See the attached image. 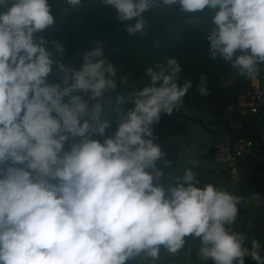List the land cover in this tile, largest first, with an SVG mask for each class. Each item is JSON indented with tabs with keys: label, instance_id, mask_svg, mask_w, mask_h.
<instances>
[{
	"label": "clouds",
	"instance_id": "clouds-1",
	"mask_svg": "<svg viewBox=\"0 0 264 264\" xmlns=\"http://www.w3.org/2000/svg\"><path fill=\"white\" fill-rule=\"evenodd\" d=\"M100 3L117 10L129 36L144 35L152 0ZM159 3L210 21L202 27L209 58L260 85L264 0ZM63 5L80 8L84 0ZM53 7L0 0V264H167L187 237L199 240V264H245L246 257L264 264L261 241L234 227L245 198L202 181L198 159L160 183L158 162H172L156 125L193 88L178 60L149 66L135 80L118 75L96 41L79 67L69 66L59 59L64 40L38 35L55 25ZM195 87L207 96L208 77L201 74ZM113 93L115 120L98 122Z\"/></svg>",
	"mask_w": 264,
	"mask_h": 264
},
{
	"label": "trees",
	"instance_id": "trees-1",
	"mask_svg": "<svg viewBox=\"0 0 264 264\" xmlns=\"http://www.w3.org/2000/svg\"><path fill=\"white\" fill-rule=\"evenodd\" d=\"M50 2L54 5L55 25L38 35H44L49 40H64L66 51L59 58L63 63L79 67L84 52L95 48L96 41H101L105 57L115 64L118 75H128L131 79L139 80L145 77L147 67H155L157 63L166 62L167 58L172 57L181 64V79L193 80V88L184 97L180 110L174 111L170 116L162 114L160 123L156 125V131L159 133L157 142L167 153V159L172 162L167 168L162 161L158 162V167L165 172L160 181L165 187L174 182V175L181 174L176 170H183L184 167V162L179 161L178 155L173 154L166 143L170 138L181 140L186 137L185 141L191 140L195 124L205 127L209 122L214 127L223 128L213 135L212 142L207 143L206 153L213 163L216 162L213 158V143L221 135L229 136L230 139L238 136L251 137L258 144L259 151L249 155L254 157L264 153V132L260 130L261 122L264 121L263 112L259 110L242 115L228 108L229 105L236 104L246 90L252 88L251 81L240 76L229 63L223 60L212 61L209 58L202 27L204 23L210 25V21L192 20V15L180 12L178 6L169 7L167 10L161 8L159 0H152V10L145 13L147 24L144 35L137 33L135 36H129L123 30V22L117 19V10L112 6H103L100 0H84V6L80 8L63 5V0ZM201 74L208 77L207 96L201 95L195 87ZM56 79L54 66L49 82L54 83ZM259 80L264 88V71H261ZM121 91L117 89V92ZM129 92L130 90H127L123 94L127 97ZM114 98L113 93L109 103L102 102L98 122L104 119L115 120L117 114L112 107ZM114 130L113 123L107 133L111 135ZM95 138L103 139L98 136ZM195 171L203 181L201 168L198 167ZM261 183L259 180L260 189ZM167 264H174L173 258Z\"/></svg>",
	"mask_w": 264,
	"mask_h": 264
},
{
	"label": "crops",
	"instance_id": "crops-1",
	"mask_svg": "<svg viewBox=\"0 0 264 264\" xmlns=\"http://www.w3.org/2000/svg\"><path fill=\"white\" fill-rule=\"evenodd\" d=\"M253 159L255 157L250 155L244 157L242 181H236L237 183L234 185H232L234 183L232 179L226 174V170L222 169L221 164L218 162H214L213 166H202L201 172L203 181L217 183L218 186L227 188L229 191L245 198V203L240 206L234 227L238 231L245 232L250 239L257 238L260 240L262 244L261 255H264V191L260 189L258 184L259 180H264V164ZM218 178L220 180H216ZM250 239L248 241L249 247L251 246ZM186 241L184 249L177 257L173 258V263L199 264L197 256L199 240L187 237ZM189 250L191 251L189 252ZM207 264H212V262L208 261ZM245 264H257V262L250 257H246Z\"/></svg>",
	"mask_w": 264,
	"mask_h": 264
},
{
	"label": "built area",
	"instance_id": "built-area-1",
	"mask_svg": "<svg viewBox=\"0 0 264 264\" xmlns=\"http://www.w3.org/2000/svg\"><path fill=\"white\" fill-rule=\"evenodd\" d=\"M260 66L259 75H261V71H264V66ZM252 85L253 88L246 90L241 95L239 101L236 104L229 105L228 108H232L242 115L255 113L259 110L264 114V90L259 85L258 79H256V82H252ZM260 130L264 132V121L261 122ZM213 148L214 160L221 164L222 169L226 170V174L231 179H238L240 177L244 157L259 151L258 144L251 137L244 136L230 139L229 136L221 135L214 141ZM261 189L264 191V180L261 183Z\"/></svg>",
	"mask_w": 264,
	"mask_h": 264
},
{
	"label": "rangeland",
	"instance_id": "rangeland-1",
	"mask_svg": "<svg viewBox=\"0 0 264 264\" xmlns=\"http://www.w3.org/2000/svg\"><path fill=\"white\" fill-rule=\"evenodd\" d=\"M222 129H220L219 126L214 127L209 122L206 123L205 127L195 124L192 129L193 134L191 140L185 141L186 137L181 138V140L170 138L166 144L173 154L178 155L179 161H183L185 163L192 158H196L199 160L200 168L202 166H213L214 163L206 153L207 143L212 142L211 140L213 139V135ZM188 137L190 136L188 135ZM263 154L254 156L255 159L260 161L262 164H264ZM232 181L234 182L232 185H234L237 182L242 181V176L238 179H232Z\"/></svg>",
	"mask_w": 264,
	"mask_h": 264
}]
</instances>
